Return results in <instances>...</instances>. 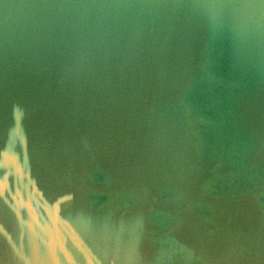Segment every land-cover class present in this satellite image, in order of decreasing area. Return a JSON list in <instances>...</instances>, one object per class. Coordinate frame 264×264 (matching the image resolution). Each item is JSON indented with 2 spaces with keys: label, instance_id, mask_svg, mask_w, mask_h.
<instances>
[{
  "label": "water",
  "instance_id": "1",
  "mask_svg": "<svg viewBox=\"0 0 264 264\" xmlns=\"http://www.w3.org/2000/svg\"><path fill=\"white\" fill-rule=\"evenodd\" d=\"M0 264H264V0H0Z\"/></svg>",
  "mask_w": 264,
  "mask_h": 264
}]
</instances>
